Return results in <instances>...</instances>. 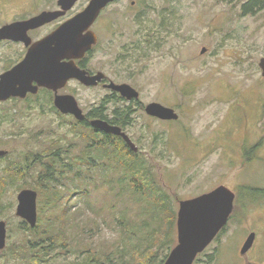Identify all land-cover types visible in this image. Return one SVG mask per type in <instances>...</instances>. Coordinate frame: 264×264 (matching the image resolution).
Instances as JSON below:
<instances>
[{
	"label": "rangeland",
	"instance_id": "374dc122",
	"mask_svg": "<svg viewBox=\"0 0 264 264\" xmlns=\"http://www.w3.org/2000/svg\"><path fill=\"white\" fill-rule=\"evenodd\" d=\"M133 1L135 7L130 1H121L104 12L102 18L108 19L110 31L101 36L89 68L103 72L115 84L134 88L139 93L138 102L159 103L178 113L179 120L168 124L137 114L127 130L139 157L147 161L158 185L171 197L176 213L179 201L220 185L239 197L224 232L194 264H206L207 257L215 253L211 264H264V196L249 203L241 192L242 187L264 190V79L258 67L264 57V0L247 9L252 0ZM84 6L81 1L72 12ZM98 30L105 34V20ZM12 52L14 48L0 46L1 58ZM6 65L5 60L0 62V72ZM61 93L73 95L85 115L94 112L91 109L98 107L107 94L74 83ZM115 99L118 101L114 103L121 104ZM53 108L49 94L28 102L0 104V116L8 115V120L0 125V151L7 152L0 160L2 174L29 165L23 180L15 177L7 182L5 178L6 185L0 193V220L7 229V248L0 253V264H22L10 252L32 237L30 232L19 229L23 220L15 215L18 193L25 189L35 191L38 207V202L45 199L37 192L40 176L46 170L42 163L49 162L50 152L60 150L61 164L83 156L86 145L80 127ZM92 154L97 156L96 152ZM34 156L41 161L31 162ZM101 158L91 161L96 171L90 172L83 165L73 168L80 170L81 178L73 187L68 186L69 180H64L66 186L60 185L64 187L60 188L64 203L83 206L82 197L75 194L76 188L86 187L81 186L85 177L92 178L89 189L93 197L100 195L93 186L101 183L105 174L100 164L106 162ZM56 175L52 177L55 179ZM119 208L115 209L116 216ZM86 212L87 216H94ZM55 213L58 210L48 208L44 221ZM37 214L39 217L38 209ZM86 231L90 233L78 238L91 242L102 259L116 251L117 246L123 254L114 255L116 260L130 261L129 245L122 249L118 230L98 221ZM251 233L255 234L253 246L241 256L240 249ZM176 237L175 225V242ZM52 251L45 264L75 261L72 252ZM162 253L159 251L157 259L162 258Z\"/></svg>",
	"mask_w": 264,
	"mask_h": 264
},
{
	"label": "trees",
	"instance_id": "16d2710c",
	"mask_svg": "<svg viewBox=\"0 0 264 264\" xmlns=\"http://www.w3.org/2000/svg\"><path fill=\"white\" fill-rule=\"evenodd\" d=\"M258 1H251L245 8L258 6ZM95 118L106 120L101 111H94L86 115L82 122H74V125L80 127L79 132L85 138L86 145L84 152L81 153L83 156L76 157L74 162L61 164L63 157L60 156V150L48 149L52 152L48 157L49 162L42 163L46 170L45 175L40 176L41 187L39 186L38 191L33 188L38 192V196L45 198L38 202L39 217L37 216L36 227L31 229L25 222H21L19 229L26 233L30 232L32 237L28 236L21 246H17L14 251L10 252L13 257H18L13 259H21L22 264H45L54 249L72 252L71 254L75 256L72 264H164L168 255V253L164 255V252H169L174 247L176 242L173 238V229L176 225V211L173 209L171 197L162 186L158 185L155 174L148 169L144 158L132 153L118 138L94 132L89 121ZM7 120V114L0 116V125ZM93 152H96L97 156L92 154ZM97 157H102V161L106 162V164H100L103 165L102 171L105 172L101 176V183L93 186L100 195L93 197L89 189V182L92 178L85 177L81 186L86 187L76 188L75 194L82 197L83 206L80 208L69 204V201L64 203L62 190H60L66 186L64 180L70 181L68 186H75L74 183L81 176H79L80 170L73 171V168L83 165L90 172L96 171L91 161ZM40 159L34 156L31 162L38 163ZM28 169L29 165H20L14 168L13 173L7 170L8 173L5 171L3 175L4 169L0 167V193L4 191L6 180L7 182L12 181L15 177L23 180L24 176L29 173H26ZM109 169L112 170V175ZM53 174H57V178L54 179ZM21 187L25 188V186ZM102 190L106 191L102 192ZM241 192L244 193L249 203L261 195L264 196V190L252 187H242ZM239 202V197L236 196L234 206H237ZM119 206L116 216L114 212ZM48 208L50 211L58 210V213L51 214L44 221V217L46 218L44 214ZM87 210L94 216H87ZM233 213L229 220L233 218ZM98 221L119 231V237L121 236L119 242L123 244L122 249H126L129 245L130 261L119 263L116 260L114 255L122 257L123 254L119 252L117 246L116 251L107 254L104 260L101 258L102 254L91 242L78 238L79 236L84 238L85 233H90L86 231V228L97 225ZM224 230L225 228L219 235ZM6 248L7 246L2 253L6 251ZM159 251L163 252L161 259H157ZM215 254L208 256L205 263H213Z\"/></svg>",
	"mask_w": 264,
	"mask_h": 264
},
{
	"label": "water",
	"instance_id": "95a60500",
	"mask_svg": "<svg viewBox=\"0 0 264 264\" xmlns=\"http://www.w3.org/2000/svg\"><path fill=\"white\" fill-rule=\"evenodd\" d=\"M77 0H59L60 11L45 12L26 22L14 23L0 28V40H21V32L39 27L54 21L70 10ZM87 7L71 19L61 24L46 38L32 45L24 60L9 71L0 75V102L10 98L24 99L27 93L36 94L38 87H44L55 93L53 105L62 115H71L77 121H83L85 115L79 108L76 99L70 95H58L69 80H77L86 87L97 84L103 74L90 76L78 68L73 60L80 59L95 43L94 35L87 31L99 16L100 11L115 0H88ZM201 54L205 53L202 49ZM258 67L264 79V57ZM33 83H36L33 86ZM109 89L118 93L127 101L139 99V93L127 84L111 83ZM145 113L161 121H177L178 114L169 107L159 103H149ZM90 126L106 134L121 137L132 152L136 146L119 127L111 126L101 119H93ZM6 151H0V157ZM15 215L25 221L30 228L37 222V193L30 189L18 193ZM235 194L227 187L220 185L212 191L192 199L178 202L176 234L177 243L170 250L164 264H193L226 226L234 208ZM7 230L4 221L0 220V252L6 247ZM255 234L251 233L240 249L243 256L251 249Z\"/></svg>",
	"mask_w": 264,
	"mask_h": 264
},
{
	"label": "flooded vegetation",
	"instance_id": "af4514ba",
	"mask_svg": "<svg viewBox=\"0 0 264 264\" xmlns=\"http://www.w3.org/2000/svg\"><path fill=\"white\" fill-rule=\"evenodd\" d=\"M84 1L85 6L81 10H77L76 12H72L76 6L81 2ZM121 1H130V5L132 7L136 6L135 1L133 0H115L111 3H108L99 13V16L97 19L94 21V23L91 25V27L87 30L91 32L94 35L95 38V43L91 45V48L85 52V54L80 58V59H75L73 62L75 65L80 68L85 70L90 76H96L98 74H103V77L100 81H97V84L91 87H86L82 85L80 82L77 80H69L66 85L57 91L58 95H70L71 94H65L61 93L63 89H66L71 83H74L78 86H82L87 89H99L101 91L106 92V96L104 99L101 100L100 104L98 107H93L91 110L93 111H102L104 112V116L106 117V121L109 125L111 126H116L121 129L122 132L127 133L128 127H130L133 124L134 118L137 114H140L144 116L147 120L149 121H156V122H163V123H170L168 121H161L156 118L150 117L145 113V106L143 103L136 101H126L124 98L120 97L118 93L114 92L113 90L109 89L108 86L111 83H114L112 79L108 78L103 72L99 70H91L89 68V61L93 58L95 55L96 49L99 47L100 42H101V36H107L110 29H109V21L106 18H102L104 12H106L109 7L112 4H115L117 2ZM253 1V0H252ZM259 2V1H258ZM59 0H0V28L12 25L14 23H19V22H26L32 18H35L39 16L42 13L45 12H57L60 11V7L58 5ZM89 4L88 0H77L72 8L65 12L64 15L58 17L54 21L47 22L39 27L36 28H31L26 30V32H21L19 38L21 40H0V46L3 48H8L12 49L14 48V52L9 54H4L7 57H0V62L2 60H5V63L7 65L2 69L0 72V75L3 73L9 71L13 67H15L17 64L22 62L29 50V48L34 45L37 42H40L44 38H46L48 35H50L53 31H55L61 24L66 22L67 20L71 19L74 17L76 14L80 13L83 11L87 5ZM105 20L106 22V29L107 31L105 34H102L101 31L98 30V25L101 24ZM7 58V59H6ZM2 59V60H1ZM122 84V83H118ZM36 83H33V86H35ZM43 94H49L52 96V100H54L55 93L51 90H48L44 87H38L37 93L32 94V93H27L26 97L24 99L20 98H10L7 101L0 102V104L3 103H9L12 101H20V102H28L30 99L37 98L39 95ZM75 98V97H74ZM118 98L122 101L119 103H114V99ZM78 103V102H77ZM115 105H117L115 107ZM73 117L71 115H64ZM98 119V118H95ZM178 121V120H177ZM177 121H171L172 123H175ZM100 134L103 132L101 131H95ZM112 136V135H111ZM115 137V136H112ZM118 138L122 143L125 144L123 139L121 137H116ZM127 147V145L125 144ZM128 148V147H127ZM129 149V148H128ZM61 154V153H60Z\"/></svg>",
	"mask_w": 264,
	"mask_h": 264
}]
</instances>
